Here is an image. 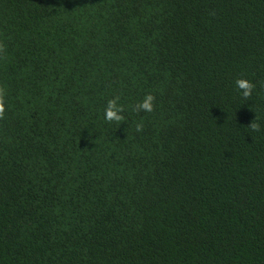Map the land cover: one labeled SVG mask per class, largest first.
I'll return each mask as SVG.
<instances>
[{
    "label": "trees",
    "instance_id": "trees-1",
    "mask_svg": "<svg viewBox=\"0 0 264 264\" xmlns=\"http://www.w3.org/2000/svg\"><path fill=\"white\" fill-rule=\"evenodd\" d=\"M0 92V264H264V0H0Z\"/></svg>",
    "mask_w": 264,
    "mask_h": 264
},
{
    "label": "clouds",
    "instance_id": "clouds-1",
    "mask_svg": "<svg viewBox=\"0 0 264 264\" xmlns=\"http://www.w3.org/2000/svg\"><path fill=\"white\" fill-rule=\"evenodd\" d=\"M237 89L240 90L239 94L247 98L251 96L255 85L244 78H239L235 81ZM118 97H113L107 101L106 107L104 108V119L106 121H122L124 117L122 112L124 111L123 106L118 103ZM154 97L151 94H146L143 100L135 106L136 111L151 112L153 108ZM4 104L2 101V92H0V115L3 114ZM137 131L141 130L142 125L137 124ZM258 127V125H253Z\"/></svg>",
    "mask_w": 264,
    "mask_h": 264
}]
</instances>
